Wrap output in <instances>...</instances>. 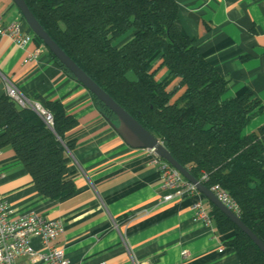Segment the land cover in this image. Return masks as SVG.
I'll list each match as a JSON object with an SVG mask.
<instances>
[{
  "label": "trees",
  "instance_id": "obj_1",
  "mask_svg": "<svg viewBox=\"0 0 264 264\" xmlns=\"http://www.w3.org/2000/svg\"><path fill=\"white\" fill-rule=\"evenodd\" d=\"M62 52L196 181L218 187L236 204L238 218L264 245V125L249 131L259 102L249 93L226 99L227 81L176 28L174 0H23ZM129 38L121 46L119 41ZM38 47H43L34 38ZM47 50V49H46ZM50 58L74 77L51 53ZM160 56L157 70L151 62ZM160 70L166 75L156 79ZM132 73L137 83L124 76ZM99 113L118 124L114 114L91 95ZM51 116L52 126L30 108L0 98V151L10 148L41 196L70 199L76 186L66 179V135L77 127L62 105L34 97ZM205 177L204 180L202 178ZM207 202V201H206ZM209 216L239 264H264L259 249L208 203Z\"/></svg>",
  "mask_w": 264,
  "mask_h": 264
},
{
  "label": "crops",
  "instance_id": "obj_2",
  "mask_svg": "<svg viewBox=\"0 0 264 264\" xmlns=\"http://www.w3.org/2000/svg\"><path fill=\"white\" fill-rule=\"evenodd\" d=\"M174 1L178 32L193 40L201 57L227 81L225 98L249 93L259 102L260 112L249 127L255 132L264 125V0ZM0 14L4 25L22 22L26 32L11 0H0ZM37 48L34 42L18 47L0 38V98L10 84L31 104H38L34 97L57 103L77 121L66 135V142L74 143L66 179L76 193L63 202L41 196L14 151L5 148L0 193L14 214L59 222L62 232L55 243L69 264H239L226 245L233 236L195 223L193 198L163 202L166 192L146 151L128 147L90 93L58 67L44 46L33 56ZM159 63L158 55L151 70ZM165 75L160 70L156 79ZM205 205L209 210L206 200ZM32 246L40 249L38 241Z\"/></svg>",
  "mask_w": 264,
  "mask_h": 264
},
{
  "label": "built area",
  "instance_id": "obj_3",
  "mask_svg": "<svg viewBox=\"0 0 264 264\" xmlns=\"http://www.w3.org/2000/svg\"><path fill=\"white\" fill-rule=\"evenodd\" d=\"M0 38H7L14 45L24 47L34 42L32 34H26L22 30V22L4 25L0 14ZM39 47L33 56L39 53ZM6 95L21 108H30L39 114L44 122L51 127L52 118L38 104H31L16 88L6 84ZM150 157L148 162L160 175L161 188L166 192L163 202L173 200L184 201L193 198L190 207L193 221L207 228H213L214 224L206 208L204 197L197 191L194 185L187 182L177 170L167 162L154 154V150H145ZM2 175L0 173V180ZM205 177L202 178L204 180ZM211 192L227 209L238 216L236 204L218 187H213ZM62 232L59 222L51 221L38 214L16 216L14 208L8 204L0 193V264H69L63 247L55 243ZM33 241H38L40 249L35 250ZM223 249H220L222 252ZM188 253H182L184 258Z\"/></svg>",
  "mask_w": 264,
  "mask_h": 264
},
{
  "label": "water",
  "instance_id": "obj_4",
  "mask_svg": "<svg viewBox=\"0 0 264 264\" xmlns=\"http://www.w3.org/2000/svg\"><path fill=\"white\" fill-rule=\"evenodd\" d=\"M21 13L26 24V34H32L38 38L43 46L53 55V57L69 71L84 89L100 101L117 119V126L113 125L114 130L122 138L124 143L131 149L154 150V154L167 162L190 184L194 185L197 191L204 199L213 205L221 214H223L237 229H239L263 254L264 245L262 242L241 222V220L220 203L214 194L196 181L185 169H183L161 142L154 136L144 130L134 119H132L122 108H120L103 90H101L82 70H80L50 39V37L41 28L35 18L32 16L23 0H11ZM124 79L129 84L137 83V78L132 73H127ZM51 129V128H50Z\"/></svg>",
  "mask_w": 264,
  "mask_h": 264
},
{
  "label": "rangeland",
  "instance_id": "obj_5",
  "mask_svg": "<svg viewBox=\"0 0 264 264\" xmlns=\"http://www.w3.org/2000/svg\"><path fill=\"white\" fill-rule=\"evenodd\" d=\"M51 128V127H50Z\"/></svg>",
  "mask_w": 264,
  "mask_h": 264
}]
</instances>
